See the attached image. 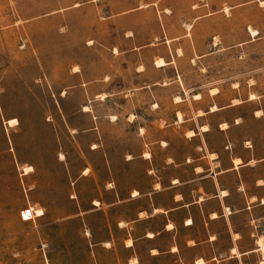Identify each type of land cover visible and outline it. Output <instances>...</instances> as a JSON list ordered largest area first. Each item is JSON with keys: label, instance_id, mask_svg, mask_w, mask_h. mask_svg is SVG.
<instances>
[{"label": "rangeland", "instance_id": "rangeland-1", "mask_svg": "<svg viewBox=\"0 0 264 264\" xmlns=\"http://www.w3.org/2000/svg\"><path fill=\"white\" fill-rule=\"evenodd\" d=\"M153 61L220 103L264 105V0H0V264H96L75 217L94 192L78 178L95 119L74 73L127 75ZM30 208L43 215L23 221Z\"/></svg>", "mask_w": 264, "mask_h": 264}, {"label": "crops", "instance_id": "crops-1", "mask_svg": "<svg viewBox=\"0 0 264 264\" xmlns=\"http://www.w3.org/2000/svg\"><path fill=\"white\" fill-rule=\"evenodd\" d=\"M170 64L74 73L95 119L78 178L94 192L75 217L96 264L100 252L115 264H264V105L220 103L162 74Z\"/></svg>", "mask_w": 264, "mask_h": 264}, {"label": "bare ground", "instance_id": "bare-ground-1", "mask_svg": "<svg viewBox=\"0 0 264 264\" xmlns=\"http://www.w3.org/2000/svg\"><path fill=\"white\" fill-rule=\"evenodd\" d=\"M157 65H158V66H163V65H164V62H162V61H158V62H157ZM251 98H252V97H251ZM6 125H7L8 127H14V126L17 125V121H16L15 119H13V120H9V121L6 122ZM60 159H63V156H61ZM22 171H23V175H28V174L32 173L33 168L30 167V166L23 167V168H22ZM94 205H97V203L94 202ZM28 212H29V213L26 214V215L29 216V217H28L29 219H31V218H35V217H41V216L43 215V211H42L41 209H37V210H35V209L30 208V209H28Z\"/></svg>", "mask_w": 264, "mask_h": 264}, {"label": "built area", "instance_id": "built-area-1", "mask_svg": "<svg viewBox=\"0 0 264 264\" xmlns=\"http://www.w3.org/2000/svg\"><path fill=\"white\" fill-rule=\"evenodd\" d=\"M29 212H28V210H24V211H22L21 212V214H20V217H21V219L23 220V221H27V220H29V216H27L26 214H28Z\"/></svg>", "mask_w": 264, "mask_h": 264}, {"label": "snow or ice", "instance_id": "snow-or-ice-1", "mask_svg": "<svg viewBox=\"0 0 264 264\" xmlns=\"http://www.w3.org/2000/svg\"><path fill=\"white\" fill-rule=\"evenodd\" d=\"M175 251V250H174Z\"/></svg>", "mask_w": 264, "mask_h": 264}]
</instances>
